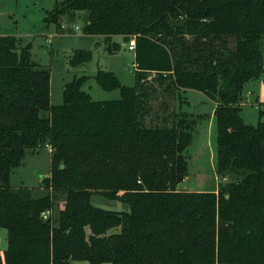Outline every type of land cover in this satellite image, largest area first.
<instances>
[{
	"label": "trees",
	"instance_id": "16d2710c",
	"mask_svg": "<svg viewBox=\"0 0 264 264\" xmlns=\"http://www.w3.org/2000/svg\"><path fill=\"white\" fill-rule=\"evenodd\" d=\"M76 16L85 34H140L135 83L98 70L118 99L92 100L81 76L52 105L31 44L0 35V264H264V109L256 124L240 116L244 85L264 72V0H55L44 23ZM186 89L216 103V191L177 189L195 120L169 99ZM42 146L47 191L10 187L11 170ZM94 194L127 209L96 206Z\"/></svg>",
	"mask_w": 264,
	"mask_h": 264
},
{
	"label": "rangeland",
	"instance_id": "374dc122",
	"mask_svg": "<svg viewBox=\"0 0 264 264\" xmlns=\"http://www.w3.org/2000/svg\"><path fill=\"white\" fill-rule=\"evenodd\" d=\"M55 0H0V35H10L22 38L25 43L31 44L33 60L50 71V104L60 105L63 101V88L74 77L85 76L82 89L94 101H110L120 97L118 89L106 90L95 80L98 70L112 72L124 86H133L135 83L134 51L126 46L130 39L140 34L126 36H104L85 34L82 31L81 17L69 19L63 17L61 25L56 28L54 23L46 25V12L53 8ZM78 29H75V27ZM117 43L115 50H108L109 45ZM264 46V39H263ZM87 53L88 58L74 65L72 58ZM74 57V58H75ZM264 69V68H263ZM250 92V93H249ZM240 116L250 124L258 122V109H264V72L259 79L251 80L243 87ZM180 100L176 97L169 99V104L176 111H188L195 120L193 140L187 151L188 179L184 180L178 190L212 191L218 184L215 174V139L210 131L206 134V116L210 113L212 100L202 93L186 89L180 92ZM161 98H155L154 106L160 104ZM171 110V109H169ZM153 114L148 117L151 119ZM205 116V117H204ZM204 118V119H203ZM264 122V116L260 119ZM148 121V120H147ZM211 135V137H210ZM210 138V139H209ZM213 145V153L209 149ZM52 154L48 146H42L35 151H27L22 163L13 168L9 175L8 184L12 188L27 187L39 191H47L41 182L46 176L50 180ZM235 175L223 179L227 181ZM185 187L187 189H182ZM42 192H39L42 194ZM62 199L58 198L54 207V214L62 208ZM92 204L106 209L125 210L127 205L103 198L97 194L91 197ZM7 245L6 230L0 228V248ZM71 264H87L85 261H72Z\"/></svg>",
	"mask_w": 264,
	"mask_h": 264
},
{
	"label": "crops",
	"instance_id": "0c3cea01",
	"mask_svg": "<svg viewBox=\"0 0 264 264\" xmlns=\"http://www.w3.org/2000/svg\"><path fill=\"white\" fill-rule=\"evenodd\" d=\"M191 90H193V89H191ZM201 93V92H200ZM250 93V92H249ZM203 94V93H202ZM204 95V94H203ZM207 97V96H206ZM213 102V104H212V107H211V110H210V113L208 114V116H206L207 118H206V122H207V128H206V134L207 135H209V131H210V134H212V136H213V138L215 139V147H216V126H215V117H214V108H215V102L214 101H212ZM205 117V116H204ZM204 119V118H203ZM210 137H211V135H210ZM210 139V138H209ZM208 144H209V149H210V151H212V153H213V145H210V142H209V140H208ZM216 151V150H215ZM216 153V152H215ZM188 179V176H186L185 178H184V180H187ZM183 180V181H184ZM182 181V182H183ZM181 182V183H182ZM180 183V184H181ZM180 184L178 185V186H180ZM218 185V184H217ZM180 188H182V189H187V188H185V187H180ZM215 190H212V191H216V189H217V186L214 188ZM1 249H4V248H1Z\"/></svg>",
	"mask_w": 264,
	"mask_h": 264
},
{
	"label": "built area",
	"instance_id": "2783aa9c",
	"mask_svg": "<svg viewBox=\"0 0 264 264\" xmlns=\"http://www.w3.org/2000/svg\"><path fill=\"white\" fill-rule=\"evenodd\" d=\"M75 29H78V27L76 26ZM124 46H126L128 50H132V51H134V49H135V39H133V38L130 39V40L127 42V44L124 45ZM134 66H135V64H134ZM48 214H49V211L44 212V213L42 214V215H43V218H46Z\"/></svg>",
	"mask_w": 264,
	"mask_h": 264
},
{
	"label": "water",
	"instance_id": "95a60500",
	"mask_svg": "<svg viewBox=\"0 0 264 264\" xmlns=\"http://www.w3.org/2000/svg\"><path fill=\"white\" fill-rule=\"evenodd\" d=\"M225 197H228V195H225Z\"/></svg>",
	"mask_w": 264,
	"mask_h": 264
}]
</instances>
